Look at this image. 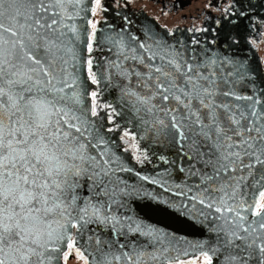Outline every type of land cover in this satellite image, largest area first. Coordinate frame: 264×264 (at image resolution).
Segmentation results:
<instances>
[{
	"label": "snow or ice",
	"instance_id": "6c2138e0",
	"mask_svg": "<svg viewBox=\"0 0 264 264\" xmlns=\"http://www.w3.org/2000/svg\"><path fill=\"white\" fill-rule=\"evenodd\" d=\"M257 7L227 0L185 43L96 20L102 0H0V264H264V62L222 31ZM123 173L200 238L146 223Z\"/></svg>",
	"mask_w": 264,
	"mask_h": 264
},
{
	"label": "flooded vegetation",
	"instance_id": "af4514ba",
	"mask_svg": "<svg viewBox=\"0 0 264 264\" xmlns=\"http://www.w3.org/2000/svg\"><path fill=\"white\" fill-rule=\"evenodd\" d=\"M248 2L249 0H243L245 6H247ZM251 2L253 4H259L260 0H251ZM102 3L106 8L111 7L115 13L119 12L122 13V15L129 13L138 18H147L156 26V28H160L164 32L179 31L188 34L197 32H189V29L214 27V21L222 16L223 9L227 6V0H131L126 8H118L116 6V0H102ZM209 4L212 5L211 8L208 7ZM252 16L253 19L248 23L254 25V27H248L246 30V32L251 34V36L248 37V40L256 48L260 61L264 62V7L253 9ZM104 17V13H98L95 19L103 21ZM115 21L121 23V20L117 15H115L110 22ZM222 23L225 26L222 31H232L233 27L228 25L227 21H223ZM253 41H258V43H253ZM125 139H128V143L123 144L122 148H128L130 145L136 143L130 138ZM140 146L144 147L143 141L140 142ZM135 152L136 149L134 147L128 151L132 163L138 168L153 169V167L148 164L143 166L137 164L134 159Z\"/></svg>",
	"mask_w": 264,
	"mask_h": 264
},
{
	"label": "water",
	"instance_id": "95a60500",
	"mask_svg": "<svg viewBox=\"0 0 264 264\" xmlns=\"http://www.w3.org/2000/svg\"><path fill=\"white\" fill-rule=\"evenodd\" d=\"M108 11L104 13V15L108 18L107 22L109 24H116L119 25V21L110 22L114 16L116 15L114 10L110 7L107 8ZM122 15V13H120ZM129 19L133 22L131 30L139 33H142L146 27L153 28L154 31L167 35L168 32L162 31L160 28H156V26L147 18H138L129 13L126 14ZM123 16V15H122ZM249 20L241 21L238 27L232 28L230 32L232 35H235L239 38L240 43L233 48V54L241 57L247 58V60L253 64L261 65L259 54L256 48L251 44L248 40V37L251 36L250 33L246 32L247 28H253L250 26L251 24L248 23ZM106 26V25H102ZM175 36L168 37V39H182L183 42L187 43L192 40L193 37L203 39L205 33H193L188 34L185 32H174ZM224 34H228V31H223ZM107 101H113L115 99V93L112 94H105L103 97ZM103 115V113H101ZM114 137H119L120 133H113L111 134ZM117 143H120V140L117 139ZM123 147V144H121ZM123 159L126 161L127 166L136 169L137 171H141L143 174H152L156 169H149V168H138L134 163L130 161V155L128 152L122 153ZM123 175L128 176L130 178V182L144 184V192L147 195L139 198L136 201V204L133 207V212H135L139 217H141L146 223H150L160 227L166 231L175 233L178 237H185L189 240H195L200 238V231L199 226L195 225L189 218H185L180 215V213L174 211L171 207L167 204L163 203L164 200H173L179 201L181 198H178L170 192H165L163 189L158 187L157 185L147 184L138 180V178L131 173H123ZM156 195L160 198L158 201L157 199H152V195Z\"/></svg>",
	"mask_w": 264,
	"mask_h": 264
},
{
	"label": "rangeland",
	"instance_id": "374dc122",
	"mask_svg": "<svg viewBox=\"0 0 264 264\" xmlns=\"http://www.w3.org/2000/svg\"><path fill=\"white\" fill-rule=\"evenodd\" d=\"M69 264H77V262L74 261V260H70V261H69Z\"/></svg>",
	"mask_w": 264,
	"mask_h": 264
}]
</instances>
